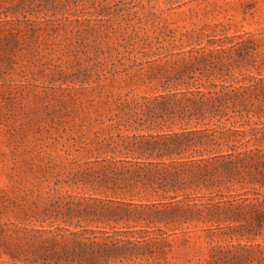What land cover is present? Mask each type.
<instances>
[{
    "label": "rangeland",
    "instance_id": "obj_1",
    "mask_svg": "<svg viewBox=\"0 0 264 264\" xmlns=\"http://www.w3.org/2000/svg\"><path fill=\"white\" fill-rule=\"evenodd\" d=\"M182 60L191 75H202L200 89H212L209 68L223 74L210 83L246 86L248 117L234 127L224 118L220 123L241 132L220 133H228L238 151L258 150L245 167L232 157L242 174L229 190L199 192L215 202L240 193L248 198L242 209L221 204L212 222L183 223V202L138 208L143 216L158 213L163 221L149 228L168 234L154 262L264 264V0H0V226L47 228L62 224L54 218L78 203L122 200L96 182L102 167L96 161L121 156L100 142L117 133L167 132L173 117L151 125L157 115L119 111L116 96L156 94L160 75L144 84L145 71L177 69ZM174 119L173 130L184 128L178 114ZM0 264L11 263L2 256Z\"/></svg>",
    "mask_w": 264,
    "mask_h": 264
},
{
    "label": "trees",
    "instance_id": "obj_2",
    "mask_svg": "<svg viewBox=\"0 0 264 264\" xmlns=\"http://www.w3.org/2000/svg\"><path fill=\"white\" fill-rule=\"evenodd\" d=\"M219 63L229 70V65L222 60ZM188 69L184 60L177 69L150 68L145 71L148 77L143 83H151L154 74L160 75L153 86L159 92L139 97L116 96L119 111L138 110L157 115L153 120L152 117L140 118L143 123L151 120V125H158V119L166 122L163 115L173 117L167 132L131 136L117 133L109 136L110 142H100V148L114 145L121 156H107L96 161L102 165L96 182L105 187L104 193L122 200L108 199L105 200L108 205L91 203L83 208L78 203L74 208H67L61 218H54L62 224H49L47 228L30 229L12 223L11 229L5 230L0 226V257L5 256L11 264H155V253L166 244L168 234L163 229L149 228L163 221L158 219V213L151 211L143 216L138 208L151 210L156 205L171 206L183 202L186 207V214L180 218L183 223L200 221L204 217L212 222L218 217L215 212L221 204L229 205L224 210L244 208L240 202L248 201V198H243L240 193L220 196L221 200L215 202L214 197L200 196L199 192L203 189L211 191L221 185L228 190L232 187L234 177L242 174L236 165H232L235 163L232 157L243 167L253 162L251 154L258 149L238 151L237 142L228 133H220V129L241 132L220 123L224 118L234 127L238 119L242 121L248 117L250 102L244 91L246 86L234 87L233 83H239L235 80L229 85L210 83V77L222 79L223 74L217 75L215 68H209L206 80L212 89H200L203 87L202 75H191ZM196 85L200 86L190 89ZM177 114L184 125L179 131L172 129ZM210 123L209 127H190ZM157 128L161 127L148 129ZM220 159L229 169L227 173L220 170ZM127 198L128 201L124 200ZM203 198L209 199L202 202ZM88 199L93 201L95 198ZM257 202L259 206L260 202ZM162 214L167 213L163 211ZM73 216L86 218L91 224L81 225L79 221L73 224L70 220Z\"/></svg>",
    "mask_w": 264,
    "mask_h": 264
}]
</instances>
